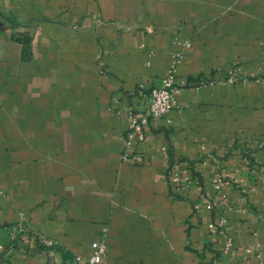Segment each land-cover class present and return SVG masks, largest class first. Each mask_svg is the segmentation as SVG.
Instances as JSON below:
<instances>
[{
	"label": "crops",
	"instance_id": "0c3cea01",
	"mask_svg": "<svg viewBox=\"0 0 264 264\" xmlns=\"http://www.w3.org/2000/svg\"><path fill=\"white\" fill-rule=\"evenodd\" d=\"M175 52L177 107L122 162ZM263 180L264 0H0V264L264 263Z\"/></svg>",
	"mask_w": 264,
	"mask_h": 264
},
{
	"label": "built area",
	"instance_id": "2783aa9c",
	"mask_svg": "<svg viewBox=\"0 0 264 264\" xmlns=\"http://www.w3.org/2000/svg\"><path fill=\"white\" fill-rule=\"evenodd\" d=\"M185 48H189L190 42L184 44ZM182 52H175L173 54V60L165 78L162 79L159 85L148 88L145 84H140L138 88V97L141 100L142 108L140 110H129L128 127L123 137V148L121 152L122 162L134 165H141L145 162V158L139 153L138 146L145 140V130L153 122H158L161 119L167 117L173 109L177 107L176 96L182 90V84L177 79V67L180 63ZM239 78H229L225 81L236 82ZM220 80L213 79L203 82L202 85H212ZM118 115L121 113L118 112ZM160 156L167 162H171V148L169 146H162L159 150ZM173 181L177 183H190L193 180L185 175L179 174L173 175ZM230 180L226 179L221 174H217L213 187L216 191H220L225 185L231 184ZM238 183V181H235ZM264 186V180L262 181ZM221 198L214 199L208 204V209L213 210L220 203ZM226 220L223 218L219 223H211L209 228L213 234H226L225 230ZM38 243L47 249H53L56 247V242L38 236ZM232 245V239L228 238L227 248ZM260 244L256 247L248 248V253L255 252L256 257L260 260V264L263 263V259L260 253ZM106 243L104 240L94 242L92 244V252L85 264H101L106 256ZM66 264H83L79 256L74 257Z\"/></svg>",
	"mask_w": 264,
	"mask_h": 264
}]
</instances>
